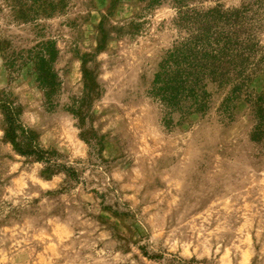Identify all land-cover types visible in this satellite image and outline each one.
<instances>
[{"label": "rangeland", "instance_id": "obj_1", "mask_svg": "<svg viewBox=\"0 0 264 264\" xmlns=\"http://www.w3.org/2000/svg\"><path fill=\"white\" fill-rule=\"evenodd\" d=\"M41 1L26 0L33 14L22 20L0 0V102L76 176L45 175L14 153L0 110V264H264V134L250 138L249 103L223 112L213 88L205 115L173 114L166 127L145 94L176 36L172 1L46 0L56 5L47 13ZM256 36L264 45V19ZM45 40L57 49L50 105L28 63L3 59ZM90 84L79 127L66 107ZM248 92L264 103V74Z\"/></svg>", "mask_w": 264, "mask_h": 264}, {"label": "trees", "instance_id": "obj_2", "mask_svg": "<svg viewBox=\"0 0 264 264\" xmlns=\"http://www.w3.org/2000/svg\"><path fill=\"white\" fill-rule=\"evenodd\" d=\"M144 1L150 6L161 0ZM171 1L174 4L171 24L176 36L159 56L145 88L146 96L162 110L163 125L171 126L173 114L177 116V122L193 115H205L214 88L225 93L219 105L223 112L233 108L236 101L249 103L255 118L250 138H261L264 134L262 95L251 96L248 87L257 75L264 74V45L256 36L264 19V0H240L231 6L219 2L203 6L188 0ZM13 3L12 9L15 7L18 18H31L28 12L33 14L32 3L27 4L26 0H13ZM39 5V11L46 13L56 7L46 0ZM134 31L136 28L131 32ZM25 52L24 56L19 53L4 56V64L12 67L14 60H18L16 68L19 69L28 63L37 87L50 105L52 95L59 88L58 77L52 68L57 53L54 42L39 41ZM95 94L94 86L90 84L76 105L66 107L76 117L79 127L83 126L86 115L79 108L80 103ZM0 110L5 125L4 137L14 153L42 162L45 175L62 172L69 177L76 176L71 164L58 161L54 148L43 147L36 136L20 124L16 105L3 101ZM82 139L91 142L87 137Z\"/></svg>", "mask_w": 264, "mask_h": 264}]
</instances>
